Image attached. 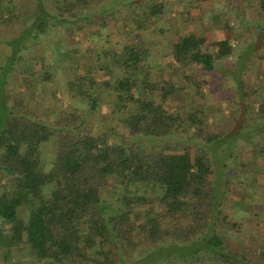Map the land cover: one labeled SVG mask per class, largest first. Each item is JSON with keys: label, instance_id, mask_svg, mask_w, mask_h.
<instances>
[{"label": "trees", "instance_id": "obj_1", "mask_svg": "<svg viewBox=\"0 0 264 264\" xmlns=\"http://www.w3.org/2000/svg\"><path fill=\"white\" fill-rule=\"evenodd\" d=\"M165 6L160 0H0V44L9 45L0 63V249L25 247L28 264H264V244L258 253L237 246L242 223L224 210L235 185L227 183L216 204L211 152L220 140L226 150L242 140L264 156V97L240 127L236 120L225 131H209L196 109L186 117L192 129L179 130L181 116L167 108L175 87L153 80L141 33ZM247 6L258 8L256 27H264V0L234 3L241 22ZM126 21H135L129 31L124 27L134 38L114 47L110 35ZM60 26L93 41L108 37L95 53L97 71L66 81L71 103H57L56 90L48 95L44 108L55 113L44 121L19 92L14 73L33 70L41 96L45 85L63 80H53L61 78L53 60L73 59L69 46L42 42ZM256 35L264 38V28ZM172 41L177 62L208 72L235 53L227 39L190 34ZM252 171L244 177L255 179ZM3 224L11 225L8 235ZM168 249L178 251L151 258ZM7 256L0 253L2 263Z\"/></svg>", "mask_w": 264, "mask_h": 264}, {"label": "rangeland", "instance_id": "obj_2", "mask_svg": "<svg viewBox=\"0 0 264 264\" xmlns=\"http://www.w3.org/2000/svg\"><path fill=\"white\" fill-rule=\"evenodd\" d=\"M3 1L7 2V0ZM160 1L166 2L160 19L157 21L148 20L147 24L153 22L152 25L143 28L141 33L144 47L147 48L150 55L153 80L168 82L175 87V94L167 102V108L181 116L182 127L179 130L186 126H188L186 128L192 129V125L186 120V117L196 109H200L209 131H225L226 126H232L236 120L234 126L240 127L242 116H255L260 105L259 102L264 97V90L261 91L262 85L260 84L262 82L264 89V38L261 35H256V31L264 27L262 25L256 27L260 26L258 8L247 6L245 22H241L232 6L236 2L241 6L242 0ZM212 9H214V13L211 12ZM3 18H7L6 14L3 15ZM132 23L135 21H126L125 25L122 24L123 26L113 29L109 40L114 47L132 42L133 35L128 37L124 35V27L125 31H129V26ZM65 32L69 34V37L66 36L67 40L64 38ZM85 34L74 35L70 30L65 31V28L60 26L54 34H50L42 41L43 44L49 41L54 42L59 48L61 44H66L70 49L69 54L73 57V59H65V61L59 58L53 60V64L59 68L61 76L58 79L54 76L53 80H63L54 85H47V87L45 85L43 92L47 95L38 94L40 92L38 85L35 83L33 74L29 73L33 70L14 73L21 79L18 86L19 92L29 102L32 109L40 113V119L51 121L54 117V107L44 108L47 103L45 101L51 92L57 91V103L67 105L72 102L71 97L73 96L67 84L68 79L70 77L78 78L89 70L97 71L96 66L100 61L95 53L107 39L108 32L96 41L90 39L89 34ZM190 34L207 37L211 41L226 38L230 40L235 53L230 58L219 61L218 69L213 72L204 71L199 66L179 63L171 54L172 40L176 35L187 36ZM8 46V44H0V63L4 62L2 53L7 50ZM259 47L261 49H257ZM57 51H61L62 58L68 57L61 49H57ZM240 57L245 59L239 60ZM73 62L77 63L76 68L73 67ZM115 76H119V74H115ZM246 109L249 114H245ZM250 122L249 125L257 127L255 122ZM181 140L180 133L174 145L175 150L181 149L183 144ZM224 140L226 139L215 143L211 150L214 160L213 180L217 188L216 204H218L222 193L226 191V184L230 182L235 185L232 191L228 190L224 206L225 213L242 223V230L237 233V246L258 253L264 244V156L260 155L261 151L256 153L253 150L254 145L251 141L247 143L241 142L242 140L241 143L235 142L232 146L230 145L231 149L226 150L225 146L221 145ZM259 146L260 150L264 151V139L259 141ZM229 153L230 157H228ZM239 163H244L246 166L241 167ZM252 170L258 171L255 179H253V174L252 177H247L248 173L253 172ZM245 173L247 179L244 177ZM231 178L236 179L232 182L227 181ZM248 206H251L252 209H249ZM2 226H4L5 234L8 235L11 225L3 224ZM221 234L224 235L225 232L221 231ZM176 251L178 250L168 249L163 252H154L151 254V258L155 260L170 256ZM181 251L183 252V250ZM0 253L8 254L5 263H2L3 259H0L1 264H28L30 261L28 249L20 245L5 246L0 249ZM145 261L141 264H146Z\"/></svg>", "mask_w": 264, "mask_h": 264}, {"label": "crops", "instance_id": "obj_3", "mask_svg": "<svg viewBox=\"0 0 264 264\" xmlns=\"http://www.w3.org/2000/svg\"><path fill=\"white\" fill-rule=\"evenodd\" d=\"M211 12H213L214 13V9H212V11ZM226 38H223V39H220V40H225ZM262 86V88H261V91H263L264 89H263V84H262V82L260 83Z\"/></svg>", "mask_w": 264, "mask_h": 264}]
</instances>
